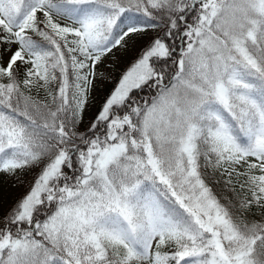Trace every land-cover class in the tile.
<instances>
[{
	"label": "snow or ice",
	"instance_id": "1",
	"mask_svg": "<svg viewBox=\"0 0 264 264\" xmlns=\"http://www.w3.org/2000/svg\"><path fill=\"white\" fill-rule=\"evenodd\" d=\"M0 264H264V0H0Z\"/></svg>",
	"mask_w": 264,
	"mask_h": 264
},
{
	"label": "rangeland",
	"instance_id": "2",
	"mask_svg": "<svg viewBox=\"0 0 264 264\" xmlns=\"http://www.w3.org/2000/svg\"><path fill=\"white\" fill-rule=\"evenodd\" d=\"M119 70V69H118Z\"/></svg>",
	"mask_w": 264,
	"mask_h": 264
}]
</instances>
